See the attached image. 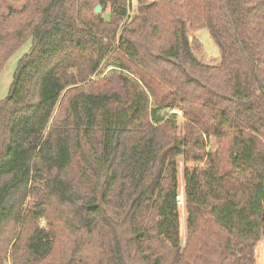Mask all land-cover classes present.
<instances>
[{
	"label": "trees",
	"instance_id": "16d2710c",
	"mask_svg": "<svg viewBox=\"0 0 264 264\" xmlns=\"http://www.w3.org/2000/svg\"><path fill=\"white\" fill-rule=\"evenodd\" d=\"M127 14V0H0V73L32 43L0 100V264H258L264 0H138ZM204 27L215 66L190 41ZM111 55L117 88L85 91Z\"/></svg>",
	"mask_w": 264,
	"mask_h": 264
},
{
	"label": "rangeland",
	"instance_id": "374dc122",
	"mask_svg": "<svg viewBox=\"0 0 264 264\" xmlns=\"http://www.w3.org/2000/svg\"><path fill=\"white\" fill-rule=\"evenodd\" d=\"M149 2H154L158 0H148ZM128 2V14L127 17L123 20L124 24L128 20H131L137 13L138 10V0H127ZM98 6V5H97ZM103 9V8H102ZM111 6L108 5L107 8L102 10L101 15L106 19H111ZM121 24V25H122ZM190 41L193 43L195 39H197L198 43L197 46L193 45V50L195 55L198 57V59L207 64V65H218L221 61V50L218 47V45L215 43V41L212 39L209 31L207 28H202L197 32H192ZM32 49V43L31 41H28L26 44H24L7 62V64L4 66V69L0 73V100H5L10 93V88L12 86V83L14 81V75L16 73V69L18 66L19 61L22 57H24L26 54L30 53ZM122 72L117 67V61L116 57L114 55H111L108 57L105 62L103 63V66L101 67L100 71L97 75H95L90 81H87L85 84H83V88L87 92H96L107 89H114L117 88L118 84V77L122 76L120 73ZM173 112H176L178 115L177 123L179 125V128L182 129V124L184 123V117L183 113L180 110L172 109L171 114H174ZM219 143L217 138L210 137L207 140V151L209 153H216V151L219 150ZM191 168H194L193 166H198L201 168L204 165V162H201L197 165H194V163H190ZM185 164L182 159H179V168H178V181H179V187L180 191L182 187L185 185ZM180 211L181 214V236H182V243L183 245L186 243V219H187V211ZM256 258L258 264H264V237L259 241L257 248H256ZM6 264H11L9 260H7Z\"/></svg>",
	"mask_w": 264,
	"mask_h": 264
},
{
	"label": "built area",
	"instance_id": "2783aa9c",
	"mask_svg": "<svg viewBox=\"0 0 264 264\" xmlns=\"http://www.w3.org/2000/svg\"><path fill=\"white\" fill-rule=\"evenodd\" d=\"M176 200H177V206L179 210L185 211L186 201H185V195H184V187H182L181 191L179 190Z\"/></svg>",
	"mask_w": 264,
	"mask_h": 264
},
{
	"label": "water",
	"instance_id": "95a60500",
	"mask_svg": "<svg viewBox=\"0 0 264 264\" xmlns=\"http://www.w3.org/2000/svg\"><path fill=\"white\" fill-rule=\"evenodd\" d=\"M102 6L101 5H98L96 8H95V13L96 14H101L102 13ZM192 38H190V40H191Z\"/></svg>",
	"mask_w": 264,
	"mask_h": 264
}]
</instances>
